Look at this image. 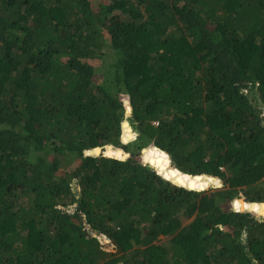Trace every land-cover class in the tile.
Instances as JSON below:
<instances>
[{"label": "trees", "instance_id": "16d2710c", "mask_svg": "<svg viewBox=\"0 0 264 264\" xmlns=\"http://www.w3.org/2000/svg\"><path fill=\"white\" fill-rule=\"evenodd\" d=\"M0 264H264V0H0Z\"/></svg>", "mask_w": 264, "mask_h": 264}, {"label": "rangeland", "instance_id": "374dc122", "mask_svg": "<svg viewBox=\"0 0 264 264\" xmlns=\"http://www.w3.org/2000/svg\"><path fill=\"white\" fill-rule=\"evenodd\" d=\"M132 135H133V137L132 138H134L135 137V135H136V133L135 132H133L132 133ZM89 153H94V150H91V151H89ZM221 182L220 181H218V180H214V181H209V183L206 185V186H202V187H200V188H209V187H220L221 186ZM212 185V186H211ZM199 189V188H198ZM238 199H243L245 202H250V201H247L246 199H245V197L244 196H239V198ZM235 200V199H234ZM250 203H252V202H250ZM232 205H233V202H232ZM245 211H250L249 209H244ZM258 216V213L257 214H255L254 215V218H256ZM263 220V219H262ZM167 238H164V237H160L159 238V241L161 242V241H165ZM104 242H108L106 239L104 240ZM108 244V243H107ZM109 246V245H108Z\"/></svg>", "mask_w": 264, "mask_h": 264}, {"label": "water", "instance_id": "95a60500", "mask_svg": "<svg viewBox=\"0 0 264 264\" xmlns=\"http://www.w3.org/2000/svg\"><path fill=\"white\" fill-rule=\"evenodd\" d=\"M94 152L95 153H99V152H101V149L100 148H96V149H94ZM103 153L105 154V155H108V156H114V157H116V156H118V155H112V154H110V153H107V152H105V151H103ZM151 162V161H150ZM189 175V174H188ZM165 176H167V175H165ZM189 176H191V175H189ZM195 177V176H194ZM198 177V176H197ZM176 182V181H175ZM177 183H179V182H177ZM180 184H182V185H186V184H184V183H180ZM189 188H194V187H191V186H189V185H187Z\"/></svg>", "mask_w": 264, "mask_h": 264}, {"label": "clouds", "instance_id": "9594fccd", "mask_svg": "<svg viewBox=\"0 0 264 264\" xmlns=\"http://www.w3.org/2000/svg\"><path fill=\"white\" fill-rule=\"evenodd\" d=\"M238 199V198H237ZM241 200V199H240ZM233 202V201H232ZM252 203H256V202H252ZM231 206H233V205H231Z\"/></svg>", "mask_w": 264, "mask_h": 264}]
</instances>
